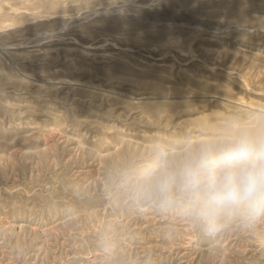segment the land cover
Here are the masks:
<instances>
[{"label":"rangeland","instance_id":"obj_1","mask_svg":"<svg viewBox=\"0 0 264 264\" xmlns=\"http://www.w3.org/2000/svg\"><path fill=\"white\" fill-rule=\"evenodd\" d=\"M264 127V0H0V264H264L132 195L164 148Z\"/></svg>","mask_w":264,"mask_h":264},{"label":"clouds","instance_id":"obj_2","mask_svg":"<svg viewBox=\"0 0 264 264\" xmlns=\"http://www.w3.org/2000/svg\"><path fill=\"white\" fill-rule=\"evenodd\" d=\"M132 195L178 210L209 234L231 219L264 223V127L229 122L177 150L161 149Z\"/></svg>","mask_w":264,"mask_h":264}]
</instances>
